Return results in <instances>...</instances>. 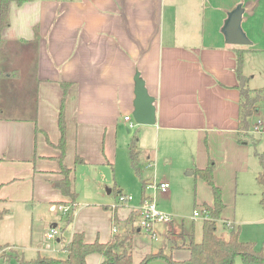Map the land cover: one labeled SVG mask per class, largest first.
I'll use <instances>...</instances> for the list:
<instances>
[{"label":"crops","instance_id":"0c3cea01","mask_svg":"<svg viewBox=\"0 0 264 264\" xmlns=\"http://www.w3.org/2000/svg\"><path fill=\"white\" fill-rule=\"evenodd\" d=\"M239 5L244 11L240 27L250 41L247 46L227 44L222 33L228 14ZM239 53L246 87L251 91L257 89H250L251 84L263 88L264 0H12L9 26L0 35V210L8 211L0 221V244L15 252L32 250L34 207L47 206L53 213L57 207L63 208L60 203L66 197L59 190L63 176L57 148L63 97V163L73 171L70 177L76 192L73 175L77 168L116 159L118 137L122 127L129 125L124 118L133 121L136 75L155 108V124L139 125V135L134 133L146 163L160 158L159 151L154 155L145 150L152 151L159 142L165 163L187 172L186 176L195 175L196 169H204L211 160L216 186L221 189L222 183H230L234 195L235 183L237 193L256 197L251 199L254 212L255 200L261 201L262 189L256 182L260 164L253 161L247 143H238ZM255 58L260 61L252 68L249 64ZM61 83H67L65 91ZM261 104L249 120L252 128L257 124L262 128L258 137L251 131L257 145L264 141ZM146 138L150 144H145ZM226 171L230 176L221 178ZM145 181L148 185L139 203L122 211H128L127 217L119 218L117 207L111 206L113 214L108 226H103V237L95 226L90 227L89 235L85 228L74 227L73 233L82 231L87 243H106L113 235L112 228L126 230L125 220L143 199L154 200L157 192L169 194L154 190L150 179ZM207 201L203 203L212 204V194ZM224 205L223 212L228 208ZM72 207L75 211L77 198ZM223 212V227L226 223L238 229L242 240L235 211L231 218H225ZM50 228L58 231L57 225ZM135 235H141V228ZM192 239L198 242L194 231L171 226L167 230L171 258L186 260V245ZM130 246L132 252V240ZM62 248L60 254L65 258ZM159 249L167 254V247ZM157 251L147 247L141 260ZM102 262L98 254L86 258V264ZM234 264L243 263L238 257Z\"/></svg>","mask_w":264,"mask_h":264},{"label":"rangeland","instance_id":"374dc122","mask_svg":"<svg viewBox=\"0 0 264 264\" xmlns=\"http://www.w3.org/2000/svg\"><path fill=\"white\" fill-rule=\"evenodd\" d=\"M177 1L179 3L184 2V0ZM255 59L256 61L252 60L251 64H249L252 68H256L257 62L260 61L258 58ZM249 88H257L256 90L258 91L264 90V87L258 89V87H255L253 84H251ZM250 96L255 97L253 93H251ZM260 103H262L260 105V116L263 119L264 98L259 101V104ZM254 120L255 124L260 122L257 121V117L254 118ZM131 124L132 127L129 125L122 127V131L117 140L115 160L111 159L108 161L109 163L105 161L102 165L93 167L83 166L75 170L73 185L77 193V207L74 211V221L69 224L66 231L63 232L62 241L58 242V240H60L59 234L65 228V219H67L65 215H71L73 213V201L69 195L66 196V201L60 203V206L65 208L64 211L57 207L56 211L53 213L48 211L47 206H35L31 224L33 234L32 250L17 249V252L13 250H1L0 264H32L36 260L42 258L63 259L64 256L60 254V249L69 241L71 234L76 232L74 231V227L85 228L87 230L86 235H89L90 227L95 226L98 229L97 232L100 234V237H103L104 234H106L103 231V226H108L109 219H111L113 214L111 212V206H117L119 218L122 215L127 217L128 211L125 212V214H122V211H126L130 206L139 203V199L142 197V182L147 179H150L154 185L158 182L168 183L169 194L163 195L157 192L153 199L157 210L166 215L171 221L169 223H155L151 231L141 229V235H134L132 239V264H138L142 256L147 254L144 253L147 247L152 248L154 251L158 250L157 252L160 251L159 248H161V246L164 248L167 247L168 251L165 253L169 255L171 243L167 240V230H169L171 226H173L174 230L183 229L184 232L188 233L194 231L195 239L199 242L201 235L200 228L203 220L202 204L203 202H208L207 199L211 197L212 193L210 187L198 176H186L187 172L180 171L178 167H170L166 164L163 160L164 148L161 142H159L158 147L152 148V151L145 149L147 152L153 153L154 155H157L159 151L160 158L157 160L155 159L154 162L146 163L147 160L145 159V155L141 152L137 160V173L129 160L128 144L134 133L139 135L137 129L140 128V126L134 121H132ZM126 129L131 130V133H127ZM251 130L253 131L254 129L252 128ZM261 131L262 128L259 126V130L256 132L257 135L255 136H260L258 134H261ZM146 143L150 144V139L148 140V138H146L145 144ZM248 145L254 156V158H252L253 161L256 159V163L259 166V160L255 152L264 151V141H262L261 145H257L256 148H254L251 143ZM146 165H150L151 168H147ZM227 176H230V174L226 171L222 174L221 178H226ZM234 185L233 195V186L230 183H222L221 191L222 194L224 193L223 201L228 205L227 210L225 209L223 212V216L225 218H231L232 211L234 210L235 222L240 226L241 241H253L260 247L264 241V209L258 199L255 200V211L253 212L251 199H253L254 196L248 193L242 195L239 191L237 193L236 184L234 183ZM108 190H111L110 194ZM117 191H120L121 195L131 196L133 200L125 204H117V197H119ZM104 206H109V209H105ZM81 211H83V213L80 214ZM194 211L199 214V217L193 218ZM131 216L136 223L135 210L132 212ZM76 217L78 220L77 222L75 221ZM75 222L77 223L76 225L74 224ZM52 225H57L58 236L55 240H48L44 238V232L46 231L49 233ZM121 227L122 225L120 228ZM125 227L127 228L126 225ZM121 230L122 231H117L116 229L115 234H123L125 229L122 228ZM227 232L222 222L219 221L217 223V233L222 235L223 233L227 234ZM143 234L145 237L142 236ZM146 239L148 242H144ZM0 245L5 246V244ZM158 260H161V264H168L162 259L151 260L148 264Z\"/></svg>","mask_w":264,"mask_h":264},{"label":"trees","instance_id":"16d2710c","mask_svg":"<svg viewBox=\"0 0 264 264\" xmlns=\"http://www.w3.org/2000/svg\"><path fill=\"white\" fill-rule=\"evenodd\" d=\"M12 0H0V35L2 31L9 26V5ZM242 67V55H237V67L236 74L240 80V121H239V144L251 143L254 148L258 144V139L251 133L252 126L249 122L252 115L257 111L258 103L264 98V90L251 91L246 87V78L241 72ZM63 90L65 91L68 86L67 83H61ZM251 93L255 97H251ZM64 97L61 101V107L58 115V129L60 138L57 144V148L61 154L58 157L59 169L62 174V179L59 181V190L64 197L70 196L73 205L77 198V193L72 189V169L67 168L64 163L65 153V131L66 123L64 119ZM138 137L133 134L128 144L129 160L133 168L137 169V160L140 155V150L137 146ZM260 164V172L256 176V182L261 187V204L264 206V154L255 152ZM81 159L77 158V162ZM200 179H202L211 189L212 204H202V210L204 217L201 223V240L195 242L193 239L186 245L189 252V257L183 261H176L171 258L170 255H166L163 252L156 254L146 255L139 264H148L151 260L163 259L168 264H234L236 258H240L243 264H264V241L257 247L253 242H244L240 240L238 229L232 228L230 225L227 235L225 237L217 233V223L221 219V214L225 208L222 200V191L214 183V163L209 160L204 169H196L195 173ZM148 183L143 180L142 190L146 188ZM74 208V207H73ZM7 213V210H0V221L2 217ZM65 228L59 234L62 241V234L66 231L69 224L74 221V211L71 215H65ZM115 223L117 222L116 217ZM127 226L123 234H113L110 240L106 243H100L94 241L87 243L84 240V234L72 233L70 240L63 245L62 250L66 256L63 259L56 258H42L38 259L32 264H86V258L92 254H98L103 257L101 264H132V252H131V240L133 236L140 230V227L135 223L132 216H129L125 220ZM7 246L0 245V251L4 250ZM9 260V259H8Z\"/></svg>","mask_w":264,"mask_h":264},{"label":"water","instance_id":"95a60500","mask_svg":"<svg viewBox=\"0 0 264 264\" xmlns=\"http://www.w3.org/2000/svg\"><path fill=\"white\" fill-rule=\"evenodd\" d=\"M241 6H237L228 14L224 23L222 33L226 37V43L235 46L250 45V41L243 34L240 24L243 15ZM134 110L132 112V119L137 125L152 126L155 124V108L153 105V98L150 97L144 86L142 79L138 75L134 78Z\"/></svg>","mask_w":264,"mask_h":264},{"label":"built area","instance_id":"2783aa9c","mask_svg":"<svg viewBox=\"0 0 264 264\" xmlns=\"http://www.w3.org/2000/svg\"><path fill=\"white\" fill-rule=\"evenodd\" d=\"M124 120L126 122H129V126L132 127V124L130 123V117L126 116L124 118ZM253 132H257L259 130V126L256 125L253 128ZM148 167L150 168L151 166L148 165ZM152 188L155 190H160L161 192H167L169 190V185L168 183H159L156 185H152ZM119 197H117V204H125L127 202L132 201V197L131 196H125V195H118ZM117 207L116 205L113 206L112 208ZM59 209L63 210V208L59 207ZM135 214H136V224L141 228V229H145L148 231H151V228L153 226V224L155 223H169L171 220L164 215L163 213L159 212L157 210L156 204L154 202V200H152L151 198H145L143 199V201L141 202V204L139 205V207L137 209H135ZM204 214V213H203ZM193 217H199V214L197 212L193 213ZM204 217V215L202 216V218ZM230 224H228L227 226H229ZM112 233L115 234L116 233V228H112ZM58 233L55 229H50V232L47 233L46 238L48 240H55L57 237ZM7 248V247H6ZM4 249L3 251L8 250Z\"/></svg>","mask_w":264,"mask_h":264}]
</instances>
